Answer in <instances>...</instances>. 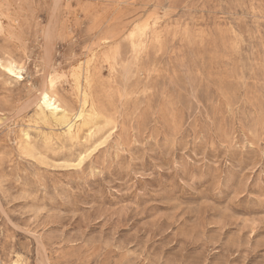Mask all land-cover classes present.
Listing matches in <instances>:
<instances>
[{"label": "rangeland", "instance_id": "1", "mask_svg": "<svg viewBox=\"0 0 264 264\" xmlns=\"http://www.w3.org/2000/svg\"><path fill=\"white\" fill-rule=\"evenodd\" d=\"M1 62L0 264H264V0H0Z\"/></svg>", "mask_w": 264, "mask_h": 264}, {"label": "bare ground", "instance_id": "2", "mask_svg": "<svg viewBox=\"0 0 264 264\" xmlns=\"http://www.w3.org/2000/svg\"><path fill=\"white\" fill-rule=\"evenodd\" d=\"M0 66L10 75H17L18 74L16 72L17 71L16 63L10 62V63L4 65L1 62ZM76 83H77L79 91L83 95L84 105H87L89 103V93L86 90V88L83 87V84H82V81L80 78H77ZM37 100L39 101V103H42L45 107L52 110L54 112V114H58L59 112L64 113L66 111L65 103L57 95V93L53 89V86L51 85V83L49 84V82H47V85L45 88L40 90L39 94L37 95Z\"/></svg>", "mask_w": 264, "mask_h": 264}]
</instances>
